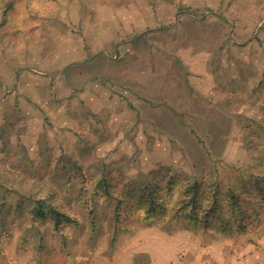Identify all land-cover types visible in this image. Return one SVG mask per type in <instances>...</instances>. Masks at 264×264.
I'll return each instance as SVG.
<instances>
[{"label": "rangeland", "instance_id": "rangeland-1", "mask_svg": "<svg viewBox=\"0 0 264 264\" xmlns=\"http://www.w3.org/2000/svg\"><path fill=\"white\" fill-rule=\"evenodd\" d=\"M256 178L264 189V0L13 4L0 28V264H264ZM193 181L246 197L244 228L136 210L117 228L131 184ZM34 199L67 218L35 214Z\"/></svg>", "mask_w": 264, "mask_h": 264}, {"label": "trees", "instance_id": "trees-1", "mask_svg": "<svg viewBox=\"0 0 264 264\" xmlns=\"http://www.w3.org/2000/svg\"><path fill=\"white\" fill-rule=\"evenodd\" d=\"M16 1L0 0V28L7 23L8 13ZM249 184L256 188V202L264 201L261 179L256 178ZM105 185L107 193H109L108 183ZM131 186H133L131 193H128L126 200H124L131 204L126 210L122 199L118 198L115 207L117 228L123 222L122 215L132 213V210L140 212L146 221L170 218L174 223L176 221L186 222L194 228L219 227L223 228L224 231L230 230L235 224L238 229H243L242 223L237 222L248 216V211L245 209L248 199L243 195H238L232 189H228L224 193L217 185H210L205 189L203 183L193 181L184 187H179L178 183H168L166 187L153 183L143 186L133 183ZM242 200L247 203H243ZM34 207L37 215H42L44 208H49L58 224L62 219L67 218L63 213L52 209V206L46 204L43 199H34ZM225 213L229 221H224Z\"/></svg>", "mask_w": 264, "mask_h": 264}]
</instances>
